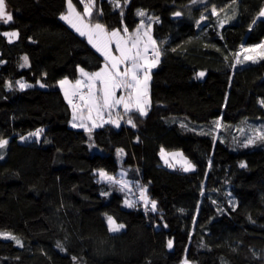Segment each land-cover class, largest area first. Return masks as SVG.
I'll return each instance as SVG.
<instances>
[{"label": "trees", "instance_id": "1", "mask_svg": "<svg viewBox=\"0 0 264 264\" xmlns=\"http://www.w3.org/2000/svg\"><path fill=\"white\" fill-rule=\"evenodd\" d=\"M6 3L13 21L0 22V138L9 141L0 160V230L23 246L0 237V264H181L185 256L264 264V143L233 141L235 126L264 121V59L237 65L234 55L264 41V0H121L122 17L109 0H95L91 20L109 30L133 31L146 17L139 10L158 17L162 58L147 115L127 114L136 127L106 123L90 135L72 127L58 82L76 79L80 67L98 70L103 56L60 19L67 0ZM7 31L19 37L9 42ZM21 80L32 86L21 90ZM38 129L40 141H19ZM161 149L183 151L195 170L169 167ZM101 169L140 182L156 211L138 199L127 207L126 192L101 181ZM108 217L125 227L110 231Z\"/></svg>", "mask_w": 264, "mask_h": 264}, {"label": "snow or ice", "instance_id": "2", "mask_svg": "<svg viewBox=\"0 0 264 264\" xmlns=\"http://www.w3.org/2000/svg\"><path fill=\"white\" fill-rule=\"evenodd\" d=\"M79 2L83 4V12L77 10L73 0H67V12L62 14L60 19L75 29L81 36L87 37L88 43L103 56L104 63L99 70L94 72H88L82 67L78 68L80 78L75 83L67 78L60 80L58 83L63 90L64 98L72 110V127L83 128L90 135L94 128L101 127L103 123L113 124L119 128L120 121L123 119V116L118 111L121 107L124 114L136 112L141 116L147 115V109L150 106L148 95L150 73L152 69L158 66L162 53L152 35V24L158 21V17H149L147 24L142 19L132 32H129L126 25L123 29L109 30L106 25L98 22L92 23L91 21L95 9V0H79ZM109 2L115 7L121 8L120 15L122 17L121 0H109ZM129 2L130 0H124V4ZM197 2L205 3V0H192L193 4ZM137 14L140 17L147 15L143 10H139ZM174 15L180 16L181 13L175 12ZM211 15L217 17L220 15L215 6L211 9ZM259 16L264 17V9H261ZM202 19H206V17H202ZM12 21L13 15L8 11L6 0H0V22L8 24ZM220 27H224L223 21L220 22ZM2 35L9 42H12L14 38L19 37V32L7 31L2 33ZM113 46L118 54H114ZM234 55L235 64L237 65L243 64L247 60L256 62L257 59H264V43L248 48L241 45V51ZM23 60L25 63L21 67H25L28 64L27 56H24ZM204 75V72L198 73V77H203ZM17 84L21 90L32 86L23 80L17 81ZM44 86V84H40V87ZM7 87H12L11 81L8 82ZM259 104L264 106V99L259 100ZM126 123L133 128L136 127L130 115ZM214 123L218 129L220 127L219 121ZM181 127L184 128L187 125L182 123ZM42 132L43 129L30 132L28 137L22 136L21 140H27L29 137L39 138ZM201 134L213 135V132L204 133L202 130ZM257 142L264 143V126L252 129L251 135L241 143V146L248 148L249 146H254ZM8 143L7 139L0 138V150L5 149ZM117 151L119 154H123V149H118ZM160 154L164 158L165 164L169 167L176 166L174 163L169 162L163 149H161ZM172 155L182 157V160L178 161V163H180L183 171L190 172L195 170L196 165L187 158H183L182 153ZM3 158V155H0V159ZM209 166H211V161H209ZM246 166V163L242 162L240 164L241 168ZM98 175L101 181H107L109 184L119 186L121 191L129 189V182L116 180L103 170H99ZM146 193L147 189L141 187L139 201L143 202L145 211L150 208L154 212L157 209V202L149 199ZM109 194L102 193V195ZM124 203L127 207L133 208L136 206L137 201L125 199ZM108 223L109 230L113 232H117L124 227L117 224L112 217H108ZM0 237L13 240L16 244L23 246L22 242L11 233H0ZM167 246L171 249L173 241L169 240ZM184 264H189V262L185 260Z\"/></svg>", "mask_w": 264, "mask_h": 264}, {"label": "rangeland", "instance_id": "3", "mask_svg": "<svg viewBox=\"0 0 264 264\" xmlns=\"http://www.w3.org/2000/svg\"><path fill=\"white\" fill-rule=\"evenodd\" d=\"M73 3L75 4V2L73 1ZM75 6H76V8H77V10L78 11H81L79 8H78V6L75 4ZM115 7V6H114ZM115 8H118V7H115ZM264 9V8H263ZM67 12V11H66ZM65 12V13H66ZM64 13V14H65ZM259 18H264V17H260L259 16ZM92 21V23H102L101 21H99V20H91ZM103 24V23H102ZM117 29V28H116ZM129 30V29H128ZM129 32H131L130 30H129ZM152 35H153V33H152ZM153 38L156 40V38L154 37V35H153ZM16 38H14L13 40H15ZM157 41V40H156ZM261 43H264V41H262V42H260V43H258V44H261ZM157 45H158V47L160 48V50H161V47H160V45H159V43H158V41H157ZM254 45H257V44H254ZM251 46H253V45H250V46H246L245 48H248V47H251ZM113 52H114V54H118V53H116V50H115V47L113 46ZM161 53H162V50H161ZM161 58H162V55H161ZM161 58H160V61H161ZM241 58H243V57H241ZM257 60H259V59H257ZM248 61H251V60H247V61H245V62H248ZM156 68V67H155ZM86 70V69H85ZM99 70V69H98ZM153 70V69H152ZM86 71H88V72H94V71H89V70H86ZM97 71V70H96ZM202 72H204L205 73V75H206V72L205 71H202ZM150 75H151V79H152V71H151V73H150ZM205 75L203 76V77H205ZM80 78V73L78 74V76H77V78L76 79H74V80H72V79H70V78H67L69 81H71V82H73V83H75V81L77 80V79H79ZM65 79V78H64ZM151 79H150V81H149V86H148V95H149V100H150V106H151V96H150V88H151ZM118 95H119V93H118ZM150 106L148 107V109H147V113H148V110H149V108H150ZM105 119H106V117H105ZM220 123V122H219ZM104 124H106V123H103V125ZM71 125H72V118H71ZM102 125V126H103ZM262 126H264V121L263 120H259V121H257V120H251V121H245V122H243V123H241L240 125H237V126H235L234 127V133H233V141L235 142V143H237V144H241L243 141H245L246 139H247V137L249 136V135H251V132H252V129H254V128H261ZM224 127V126H223ZM96 128H98V127H96ZM96 128H94V129H96ZM222 128V124L220 123V127L217 129V131L219 130V129H221ZM81 129H83V128H81ZM93 129V130H94ZM29 134V133H28ZM28 134H26V135H23L24 137H28ZM22 137V136H21ZM21 137L19 138V141L20 142H29V141H33V140H41V138H42V133H41V135H40V137L39 138H35V137H29L27 140H21ZM7 147V146H6ZM6 148L5 149H3V150H0V155H3V157H5V155H6ZM164 152H165V154H166V157L168 158V160H169V162L170 163H174L176 166L175 167H179V168H181V166H180V163H178V161H180V160H182V157H179V156H173L172 154H175V153H182L183 154V158H187L188 160H190L185 154H184V152L183 151H181V150H172V151H168V150H166V149H164ZM163 159V162L165 163V160H164V158H162ZM1 160V159H0ZM191 161V160H190ZM192 162V161H191ZM193 164H194V162H192ZM101 170H103V169H101ZM103 171H105V172H107L106 170H103ZM107 174L108 175H110V176H113L116 180H125V181H127V182H129V189L128 190H125V192H126V199H128V200H130V201H138L139 199L137 198V194L140 192V188L141 187H144L140 182L139 183H137V182H135V181H133V180H130L129 178H127L126 176H125V172L123 171V170H121L120 172H118L117 174H115V173H109V172H107ZM145 188V187H144ZM138 199V200H137ZM113 218V217H112ZM114 219V218H113ZM115 220V219H114ZM116 221V220H115ZM116 223L117 224H119V225H123L124 227H125V225L123 224V223H118L117 221H116ZM123 227V228H124ZM122 229V228H121ZM0 233H10V232H7V231H2V230H0ZM12 234V233H11ZM13 235V234H12ZM173 248V247H172ZM185 260H187L188 262H189V264H197V263H195L194 261H192V260H190L187 256H185L184 257V259L182 260V262H181V264H184V261Z\"/></svg>", "mask_w": 264, "mask_h": 264}, {"label": "crops", "instance_id": "4", "mask_svg": "<svg viewBox=\"0 0 264 264\" xmlns=\"http://www.w3.org/2000/svg\"><path fill=\"white\" fill-rule=\"evenodd\" d=\"M81 10V12H83V8L82 9H80ZM94 11H95V9H94ZM94 11H93V13H94ZM149 17H153V18H156L155 16H153V15H146V17L143 19L144 21H145V23L147 24L148 23V18ZM154 24V23H153ZM153 24H152V33H153ZM135 30V29H134ZM133 30V31H134ZM132 32V31H131ZM154 35V34H153ZM155 37V36H154ZM87 38V37H86ZM157 40V39H156ZM118 111L120 112V114H121V116H123V119H121V121H120V125L121 124H125L126 123V121H127V119H128V117H127V114H124V112H123V108L121 107L120 109H118ZM106 119H107V117H106Z\"/></svg>", "mask_w": 264, "mask_h": 264}, {"label": "built area", "instance_id": "5", "mask_svg": "<svg viewBox=\"0 0 264 264\" xmlns=\"http://www.w3.org/2000/svg\"><path fill=\"white\" fill-rule=\"evenodd\" d=\"M140 193L137 195V198L139 199Z\"/></svg>", "mask_w": 264, "mask_h": 264}]
</instances>
